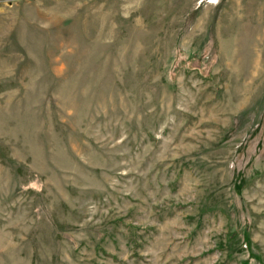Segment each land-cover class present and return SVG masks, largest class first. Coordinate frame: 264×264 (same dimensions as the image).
<instances>
[{
	"label": "rangeland",
	"instance_id": "obj_1",
	"mask_svg": "<svg viewBox=\"0 0 264 264\" xmlns=\"http://www.w3.org/2000/svg\"><path fill=\"white\" fill-rule=\"evenodd\" d=\"M0 264H264V0H0Z\"/></svg>",
	"mask_w": 264,
	"mask_h": 264
}]
</instances>
